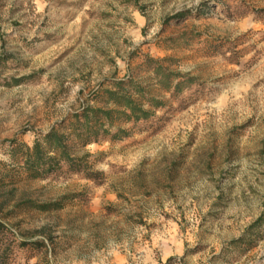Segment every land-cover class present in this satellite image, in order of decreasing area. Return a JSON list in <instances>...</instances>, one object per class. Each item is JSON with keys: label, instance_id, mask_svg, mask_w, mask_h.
I'll list each match as a JSON object with an SVG mask.
<instances>
[{"label": "rangeland", "instance_id": "rangeland-1", "mask_svg": "<svg viewBox=\"0 0 264 264\" xmlns=\"http://www.w3.org/2000/svg\"><path fill=\"white\" fill-rule=\"evenodd\" d=\"M120 80L162 105L32 177L25 150ZM171 259L264 264V0H0V264Z\"/></svg>", "mask_w": 264, "mask_h": 264}, {"label": "trees", "instance_id": "trees-1", "mask_svg": "<svg viewBox=\"0 0 264 264\" xmlns=\"http://www.w3.org/2000/svg\"><path fill=\"white\" fill-rule=\"evenodd\" d=\"M181 16V15H180ZM151 72L155 77L169 79L164 76V68L159 61L149 58ZM182 83L174 86L178 90ZM109 109L86 108L81 113L75 114L70 119L53 128L42 140L37 141L32 148H27L22 154L25 167L34 178H44L50 174L62 170L66 164L69 172L78 173L85 169L83 161L76 158L71 152L72 143H77L81 148L92 143L99 142L101 138L113 141L122 140L127 137L124 130H118L112 134L117 119L124 122H139L151 117V112L145 109V104L150 107H160L161 102L150 99L145 90L134 80H120L115 83L113 90L106 92ZM92 175V174H90ZM50 206H43L46 210ZM175 259L169 260L171 264Z\"/></svg>", "mask_w": 264, "mask_h": 264}]
</instances>
